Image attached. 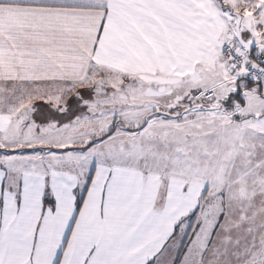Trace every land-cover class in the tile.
<instances>
[{
    "label": "snow or ice",
    "instance_id": "obj_1",
    "mask_svg": "<svg viewBox=\"0 0 264 264\" xmlns=\"http://www.w3.org/2000/svg\"><path fill=\"white\" fill-rule=\"evenodd\" d=\"M0 264H264V0H0Z\"/></svg>",
    "mask_w": 264,
    "mask_h": 264
}]
</instances>
